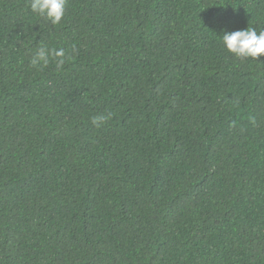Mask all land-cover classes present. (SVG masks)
Listing matches in <instances>:
<instances>
[{
    "label": "trees",
    "instance_id": "obj_1",
    "mask_svg": "<svg viewBox=\"0 0 264 264\" xmlns=\"http://www.w3.org/2000/svg\"><path fill=\"white\" fill-rule=\"evenodd\" d=\"M248 27L264 0H0V264H264V56L220 36Z\"/></svg>",
    "mask_w": 264,
    "mask_h": 264
},
{
    "label": "clouds",
    "instance_id": "obj_2",
    "mask_svg": "<svg viewBox=\"0 0 264 264\" xmlns=\"http://www.w3.org/2000/svg\"><path fill=\"white\" fill-rule=\"evenodd\" d=\"M66 4L67 0H29L31 12L41 18H46L53 26L62 24ZM220 36L226 50L238 59L251 58L259 61V58L264 56V30L258 32L252 27L234 31L224 29ZM73 51H75L74 47ZM72 58V55L67 53L64 48L49 49L47 45L40 44L31 56L29 63L32 68L43 70L49 66L50 62L54 61L56 70L60 71ZM113 115L114 113L110 111L106 114L95 115L91 118V123L99 128L111 120Z\"/></svg>",
    "mask_w": 264,
    "mask_h": 264
}]
</instances>
